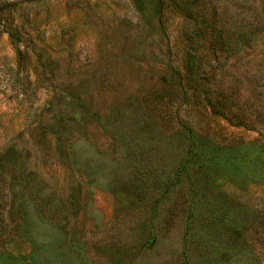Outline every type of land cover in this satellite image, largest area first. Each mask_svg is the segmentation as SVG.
Listing matches in <instances>:
<instances>
[{"label": "rangeland", "instance_id": "374dc122", "mask_svg": "<svg viewBox=\"0 0 264 264\" xmlns=\"http://www.w3.org/2000/svg\"><path fill=\"white\" fill-rule=\"evenodd\" d=\"M144 1L0 0V264H264V0Z\"/></svg>", "mask_w": 264, "mask_h": 264}, {"label": "trees", "instance_id": "16d2710c", "mask_svg": "<svg viewBox=\"0 0 264 264\" xmlns=\"http://www.w3.org/2000/svg\"><path fill=\"white\" fill-rule=\"evenodd\" d=\"M135 6L139 9H144V0H132ZM190 15V14H189ZM76 104L73 106V114L76 115L77 113H83V112H88V110L85 108V106L82 104V102L78 99L75 101ZM60 123V122H59Z\"/></svg>", "mask_w": 264, "mask_h": 264}]
</instances>
